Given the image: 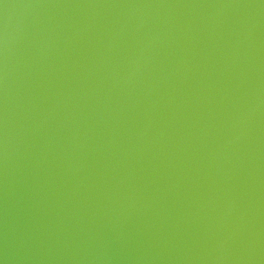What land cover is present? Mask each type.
I'll return each mask as SVG.
<instances>
[{"label": "water", "instance_id": "1", "mask_svg": "<svg viewBox=\"0 0 264 264\" xmlns=\"http://www.w3.org/2000/svg\"><path fill=\"white\" fill-rule=\"evenodd\" d=\"M0 264H264V0H0Z\"/></svg>", "mask_w": 264, "mask_h": 264}]
</instances>
